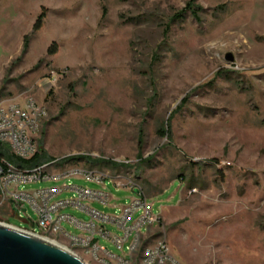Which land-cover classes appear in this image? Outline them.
<instances>
[{
  "label": "rangeland",
  "instance_id": "rangeland-1",
  "mask_svg": "<svg viewBox=\"0 0 264 264\" xmlns=\"http://www.w3.org/2000/svg\"><path fill=\"white\" fill-rule=\"evenodd\" d=\"M27 98L47 113V163L88 157L108 178L63 176L88 167L81 160L10 194L40 201L38 190L78 186L110 197L85 206L120 216L138 188L157 218L141 238H164L177 263L264 264V0H0V102ZM23 209L10 224L38 232ZM104 226L111 238L98 245L124 256L112 242L121 230Z\"/></svg>",
  "mask_w": 264,
  "mask_h": 264
},
{
  "label": "built area",
  "instance_id": "built-area-1",
  "mask_svg": "<svg viewBox=\"0 0 264 264\" xmlns=\"http://www.w3.org/2000/svg\"><path fill=\"white\" fill-rule=\"evenodd\" d=\"M46 117L45 108L33 98L25 99L22 106H9L7 109L3 108L0 102V146H6L15 159L21 161L32 159L39 153V136ZM52 165H57L56 161L29 168L18 167L0 156V194L2 201L9 195L17 203L28 204L37 216L36 225L41 231L40 234L44 235L43 238L57 243L55 240H50L47 235H62L68 239L70 248L84 252L99 264H179L169 255L164 238L158 237L154 240L141 238V229L152 226L157 222V218L152 216L150 207L138 188L132 187L133 190H137L139 198L132 200L130 205L124 207L120 216L105 215L85 206L83 203L86 201H96L106 206L110 197L106 193L95 192L78 186L38 190L37 196L40 201H36L24 192L12 194L8 192V187L13 182L24 184L53 179L48 172ZM76 173L82 174L86 180L98 184H102L108 178L105 173L89 167L72 170L63 176ZM64 191L72 192V198L53 201L55 196ZM65 208H74L87 215L89 220L84 222L61 213ZM137 211L140 212V215L131 223ZM62 223H68L82 231L84 235L73 236L68 234L63 230ZM106 224L114 225L121 230L122 235L113 237L112 242L118 250L125 251L124 256H114L98 245V238H111L110 232L104 226ZM29 233L38 235L33 232ZM128 242L129 244L126 245ZM64 248L69 250L68 247Z\"/></svg>",
  "mask_w": 264,
  "mask_h": 264
},
{
  "label": "water",
  "instance_id": "water-1",
  "mask_svg": "<svg viewBox=\"0 0 264 264\" xmlns=\"http://www.w3.org/2000/svg\"><path fill=\"white\" fill-rule=\"evenodd\" d=\"M225 60L231 63L233 56L227 54ZM134 192L138 194L137 190ZM58 245L0 223V264H85L74 253Z\"/></svg>",
  "mask_w": 264,
  "mask_h": 264
},
{
  "label": "crops",
  "instance_id": "crops-1",
  "mask_svg": "<svg viewBox=\"0 0 264 264\" xmlns=\"http://www.w3.org/2000/svg\"><path fill=\"white\" fill-rule=\"evenodd\" d=\"M0 156L5 158L6 160L12 162L13 164L16 165L15 161L17 162V160L10 154L8 148L6 146H0ZM20 164V166L22 167H26V165L24 163H21V162H18ZM25 193V192H24ZM28 194V193H27ZM30 195V194H29ZM32 196V195H30ZM33 197V196H32ZM36 200V199H35ZM2 197H1V194H0V223H3V224H6V225H9V226H12V227H15V228H19V229H23V230H27L29 232H33V233H36V234H40L41 231L39 230L38 232H35L34 230H30V229H26V228H20V227H16V226H13L12 224H10L9 222V218H11L12 216L18 214L19 212L21 211H24L23 209V205H25L24 203H17L15 201H13L9 195H7L6 199L4 201H2ZM37 201V200H36ZM54 201V200H53ZM74 209V208H72ZM76 210V209H74ZM65 211V210H64ZM64 211H61V213H64L66 215H70V214H67L66 212ZM77 211V210H76ZM79 212V211H78ZM81 213V212H80ZM72 216V215H70ZM73 217V216H72ZM75 218V217H74ZM37 221V219H36ZM36 224V222H35ZM68 224V223H66ZM69 225V224H68ZM37 226V225H36ZM71 226V225H69ZM72 227V226H71ZM38 228V227H37ZM74 228V227H73ZM64 230V229H63ZM65 231V230H64ZM66 232V231H65ZM68 233V232H67ZM84 233L82 231H80V235L78 236H83ZM52 236L54 239H56L57 241H59V238L63 239L66 244H69L68 243V239H66L65 237H63L62 235H59V234H53V235H50ZM64 241H59L60 243H65Z\"/></svg>",
  "mask_w": 264,
  "mask_h": 264
},
{
  "label": "trees",
  "instance_id": "trees-1",
  "mask_svg": "<svg viewBox=\"0 0 264 264\" xmlns=\"http://www.w3.org/2000/svg\"><path fill=\"white\" fill-rule=\"evenodd\" d=\"M27 44H28V42L25 40V43H24L25 48L27 47ZM157 133L161 136H165V135H167V130L159 129L157 131ZM48 159L49 158L45 155V153L42 150H40V147H39V153L37 155H35L32 159L26 160V161H21V160L16 159L17 162L15 161V163L18 167H22V166H20V164L18 162L24 163L26 165V167L29 168V167L45 164V163H47ZM81 160L85 161L88 164L89 168H94V166L96 165L94 160L91 158H88V157H72V158L64 159L60 163H57V165L62 166L66 163L78 162Z\"/></svg>",
  "mask_w": 264,
  "mask_h": 264
},
{
  "label": "bare ground",
  "instance_id": "bare-ground-1",
  "mask_svg": "<svg viewBox=\"0 0 264 264\" xmlns=\"http://www.w3.org/2000/svg\"><path fill=\"white\" fill-rule=\"evenodd\" d=\"M58 245V244H57ZM59 246V245H58ZM65 249V248H64Z\"/></svg>",
  "mask_w": 264,
  "mask_h": 264
}]
</instances>
